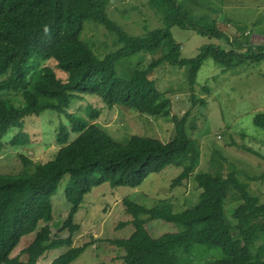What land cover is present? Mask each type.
<instances>
[{
	"label": "trees",
	"instance_id": "trees-1",
	"mask_svg": "<svg viewBox=\"0 0 264 264\" xmlns=\"http://www.w3.org/2000/svg\"><path fill=\"white\" fill-rule=\"evenodd\" d=\"M190 1L199 5L196 0ZM147 4L164 26L151 29L145 36H135L108 17L105 0H0V150L28 141L21 129L26 116L48 109L58 117L53 130L58 147L51 158L33 161L18 153L21 169L0 173V264H34L48 249L62 245L67 249L49 264L74 260L87 243L71 245V235L78 230L72 216L83 194L101 182L134 187L148 172H158L168 164L181 167L169 186L186 182L198 158L191 136L195 125L190 117L196 104L203 105L202 99L192 93L201 63L210 57L222 71L244 60H264V45L243 44L233 36L229 41L227 34L217 28L216 19L207 13L194 15L178 0H147ZM85 18L113 31L121 45L102 58L96 57L79 37ZM174 26L215 39L223 37L230 47L211 42L202 45L195 55L185 56L183 45L171 34ZM164 41L168 50L162 56L144 67L136 65L128 77L116 73V61L154 50ZM163 62L187 66L192 96L190 109L172 117L173 136L166 142L138 134L119 142L97 123L68 111L74 97L89 94L108 108H130L157 118L168 115L171 98L151 78ZM55 68L64 72L65 78L59 77ZM9 91L18 93L20 99L2 95ZM86 113L96 116L90 107ZM253 122L264 126V111L254 114ZM15 128L17 132L5 139ZM65 175L64 195L69 209L58 228L68 231L63 238L57 233L52 235L48 222L52 217L51 196ZM192 179L200 188L197 199L178 211L169 201L146 206L122 198L124 211L131 218L118 226L130 222L133 230L127 237L107 239L122 250V262L194 264L193 248L202 245L218 248L220 255L211 253L198 264H264V201L251 194L233 171L224 178L199 171ZM227 197L238 203L225 213ZM157 218L174 223L177 229L152 236L145 224ZM32 232L31 240L13 255L20 238Z\"/></svg>",
	"mask_w": 264,
	"mask_h": 264
},
{
	"label": "rangeland",
	"instance_id": "rangeland-1",
	"mask_svg": "<svg viewBox=\"0 0 264 264\" xmlns=\"http://www.w3.org/2000/svg\"><path fill=\"white\" fill-rule=\"evenodd\" d=\"M178 1L194 15L207 13L215 18L217 28L227 34L229 41L233 36L243 44L264 45V0H196L199 5L190 0ZM105 2L108 17L130 35L145 36L151 29L164 26L148 6L147 0ZM170 31L175 40L183 45L182 54L185 56L195 55L202 45L211 42L223 48L230 47L223 37L215 39L195 30H182L175 26ZM79 37L98 58L121 45L113 31L92 18L82 21ZM242 49L240 47L238 50ZM167 50L168 44L164 41L154 50L139 51L121 58L115 63L116 73L128 77L136 65L144 67ZM55 71L59 77L65 78L64 72ZM151 78L171 98V109L164 117H151L130 108H108L97 96L89 94L74 97L68 111L97 123L119 142H126L131 134L155 137L166 142L173 136L172 117L180 116L190 109L192 96L188 86L187 66L177 67L163 62L153 70ZM192 93L195 98L202 99L203 105L196 104L191 111L190 121L195 125L191 136L198 148V158L189 179L181 185L170 187L171 179L179 173L181 167L168 164L158 172H148L134 187L111 186L106 181L93 186L83 194L72 216L78 230L71 235V245L87 243V246L69 264H124L120 258L122 250L107 241L127 237L133 230L130 222L118 226L120 221L127 222L131 218L124 211L122 198L128 197L146 206L169 201L175 211L181 210L192 205L200 191L192 179L195 172H209L224 178L228 171H233L238 180L247 184L251 194L264 201V126L253 122L254 114L264 111V60H244L221 71L219 65L208 57L198 69ZM2 95L20 99V95L13 91ZM87 107L96 112L95 117L88 116ZM57 118L56 112L48 109L37 115L26 116L21 129L27 134L28 141L23 145L5 146L0 150V173H17L21 169L18 153L27 155L33 161L51 158L58 147L53 141ZM17 130L8 131L4 138L7 139ZM66 178L67 175L51 196L52 217L48 222L52 235L57 233L63 238L68 235V231H58V228L69 209L64 195ZM237 203V200L227 197L224 212ZM145 226L152 236L177 229L174 223L158 218L147 221ZM32 236L33 232L23 235L12 254L18 253ZM67 247L62 245L48 249L34 264H49ZM193 250H196L194 264L209 258L211 253L220 255L218 248L202 245L194 246ZM20 258L25 259V255Z\"/></svg>",
	"mask_w": 264,
	"mask_h": 264
}]
</instances>
